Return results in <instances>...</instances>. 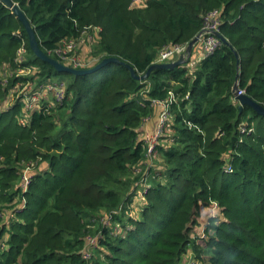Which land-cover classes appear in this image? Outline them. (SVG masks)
Masks as SVG:
<instances>
[{
    "label": "trees",
    "instance_id": "16d2710c",
    "mask_svg": "<svg viewBox=\"0 0 264 264\" xmlns=\"http://www.w3.org/2000/svg\"><path fill=\"white\" fill-rule=\"evenodd\" d=\"M11 1L55 59L61 40L97 28L92 56L115 57L142 75L163 46L191 42L215 9L229 45L194 70L189 58L145 81L120 64L77 77L36 58L0 2V77L15 69L23 43L39 83L66 84L61 104L27 113L20 101L2 107L14 80L0 81V264H186L190 255L199 264H264V116L239 110L232 93L237 84L264 108V0H145L133 8L131 0ZM169 92L175 101L147 165L140 136L158 118L152 100ZM27 165L33 178L23 191ZM211 202L224 219L196 242ZM86 236L98 245L89 260Z\"/></svg>",
    "mask_w": 264,
    "mask_h": 264
},
{
    "label": "built area",
    "instance_id": "2783aa9c",
    "mask_svg": "<svg viewBox=\"0 0 264 264\" xmlns=\"http://www.w3.org/2000/svg\"><path fill=\"white\" fill-rule=\"evenodd\" d=\"M145 0H131L130 8L142 5ZM222 22L220 19V10H212L202 16V28L200 30L199 41L202 49V59L210 56L222 46L221 40L217 37L220 33V26ZM83 32L82 34H84ZM84 38L79 41L75 39H63L58 46L51 52L56 56L59 62L71 66L75 69H83L87 63L83 61L77 54L76 43L83 42ZM187 44H168L163 46L158 51V57L155 64L168 63L180 57L185 58V63L191 58L185 57ZM13 70L2 68L0 81L2 84H10V80H14L13 86L11 85L8 97L14 95V101L6 103L4 108L11 107L14 102L20 101L23 110L27 113L36 110H47L57 104H61L66 97V84L61 80H53L47 83H39L37 81L35 66L26 64V53L24 45L17 51ZM9 81V82H8ZM244 94L243 91L238 92V95ZM175 101L172 92H169V99L152 100V107L159 110L157 123L154 131L142 132L141 140L143 141L144 156L147 165H152L157 158V146L165 130V124L168 121L170 105ZM251 130L242 127L241 133L249 134ZM225 173H231V167L227 166L224 169ZM33 178V165H27L20 177V188L27 191ZM146 182V179L143 180ZM22 207V206H21ZM21 207L19 211L21 210ZM23 209V208H22ZM224 217L217 202H211L210 207L205 214V223L198 226V230L193 234L196 242L200 240H208L215 234V227L219 226ZM101 225L113 226L109 223V218H100ZM117 229V228H115ZM95 237L86 236L85 247L82 250V258L89 260L92 256L94 249L97 247ZM186 264H199L193 256H189Z\"/></svg>",
    "mask_w": 264,
    "mask_h": 264
},
{
    "label": "water",
    "instance_id": "95a60500",
    "mask_svg": "<svg viewBox=\"0 0 264 264\" xmlns=\"http://www.w3.org/2000/svg\"><path fill=\"white\" fill-rule=\"evenodd\" d=\"M0 2L9 10H11L12 14L16 17V19H18L20 23L23 25L24 30L27 34L29 47L33 55L36 58H38L40 61L46 62L49 65H51L57 73L70 74L73 76L81 77V76H88L94 73H99L104 69H106L107 67H109L110 65L120 64L129 70L130 75L133 79L137 81H145L147 80L150 73L154 70H159V69L172 70L185 63V58L182 56L177 61H173L169 63L153 64L147 69V71L144 74L139 75L129 64L121 62L115 57H108L102 59L99 63H97L93 67L87 69H75L71 66L59 62L55 58L50 57L40 49L34 29L30 25L29 21L26 19L24 14L22 13V11L19 9L17 4L13 3L11 0H0ZM199 36L200 34H198L191 42L188 43L185 52L186 58L190 57L193 46L197 44V42L199 41ZM217 37L221 40L223 45H229L228 42L220 33L217 34ZM235 56H237L236 53ZM238 92L239 89L237 87V84H235L232 93L234 95L235 100L239 103V110H241L243 106H248L251 109H253L257 114L264 116V108L262 106L255 103L245 94L238 95Z\"/></svg>",
    "mask_w": 264,
    "mask_h": 264
},
{
    "label": "crops",
    "instance_id": "0c3cea01",
    "mask_svg": "<svg viewBox=\"0 0 264 264\" xmlns=\"http://www.w3.org/2000/svg\"><path fill=\"white\" fill-rule=\"evenodd\" d=\"M83 38H84V43H81L82 45L80 46V49L78 50V55L83 61L87 63V65H90L89 67H93L94 65L99 63V60H97L96 57H93L91 54L92 51H94L95 45H97V43L99 42L98 29L97 28L87 29V31L83 35ZM177 60L178 59H174L170 62L177 61ZM201 60H202V49H201L200 43L197 42V44L193 46V49L191 51L190 69L194 70L198 66ZM156 113L158 116V110H156ZM156 123H157V117L156 116L152 117L150 121L146 124V126H144L142 132L154 131ZM42 169L44 171H47L48 170L47 164L44 163ZM187 256H189V254L186 255V258Z\"/></svg>",
    "mask_w": 264,
    "mask_h": 264
},
{
    "label": "rangeland",
    "instance_id": "374dc122",
    "mask_svg": "<svg viewBox=\"0 0 264 264\" xmlns=\"http://www.w3.org/2000/svg\"><path fill=\"white\" fill-rule=\"evenodd\" d=\"M14 98H15L14 95H11V97H8L7 100H6V102L2 105V107H4L6 103H9L11 101H14L15 100ZM188 250L190 251V247H189Z\"/></svg>",
    "mask_w": 264,
    "mask_h": 264
},
{
    "label": "clouds",
    "instance_id": "9594fccd",
    "mask_svg": "<svg viewBox=\"0 0 264 264\" xmlns=\"http://www.w3.org/2000/svg\"><path fill=\"white\" fill-rule=\"evenodd\" d=\"M87 68H90V67L88 66V67H85V68H83V69H87Z\"/></svg>",
    "mask_w": 264,
    "mask_h": 264
}]
</instances>
